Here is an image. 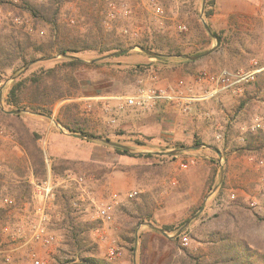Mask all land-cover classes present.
Here are the masks:
<instances>
[{"label":"rangeland","instance_id":"rangeland-1","mask_svg":"<svg viewBox=\"0 0 264 264\" xmlns=\"http://www.w3.org/2000/svg\"><path fill=\"white\" fill-rule=\"evenodd\" d=\"M109 1L64 0L60 23L71 30L80 23L76 33L85 37L95 20L87 23L86 12H93L102 21L105 35L114 28L115 38L128 45L127 49L135 48L94 62L103 55L78 53L84 64L57 73L71 94L54 103L52 115L30 107L22 108L19 117H8L1 111H10L5 98L13 77L61 64V55L48 58L52 56L44 57L33 50L28 57L39 60L25 72L19 74L26 67L22 60L0 69V207L5 211L0 224L24 227L16 239L0 230V251H9V264H30L27 255L31 247L48 264H63L62 260L71 257L66 209L59 196L66 192L74 196L79 220L99 222L86 235L97 256L107 264H192L189 255L208 253L210 237L219 232L243 239L264 253V142L255 145L247 141L251 135L264 137V129L248 130L257 116H264V72L245 85L242 93L221 91L198 100L190 111L175 100L145 107L120 106V97L136 95L143 88L165 87L172 93L207 95L215 87L210 76L264 66V0H219V5L216 0L209 19L203 0H153L164 9L162 14L156 12L151 0H127L128 12L116 19L108 18ZM71 17L75 23L70 22ZM204 21L222 35L218 45ZM20 30L37 45L47 43L52 34L48 24L27 10L0 0V35ZM156 33L176 41L184 54L159 60L136 44L144 38L153 43ZM215 46L210 54L188 61L189 53ZM103 60L107 62L93 65ZM64 113H71L96 137L75 136L57 120L65 119ZM22 124L44 150L49 164L44 179L33 173L30 155L22 143ZM102 139L133 150L130 154L118 152ZM172 147L182 150L173 157L167 153ZM52 163H57L61 172L54 173ZM21 181L30 183L31 201L6 204L5 198L15 201V186ZM42 181H49L54 192L48 207L49 229L56 240L50 245L25 244L30 235L29 220L44 199L35 185ZM134 191L138 193L128 198L127 194ZM108 203L113 205V220L106 222L96 217V209ZM154 226L181 227L176 232L166 231L171 235L168 237ZM184 236H188L186 246L182 244ZM112 247L121 252L115 259L109 256Z\"/></svg>","mask_w":264,"mask_h":264},{"label":"trees","instance_id":"trees-1","mask_svg":"<svg viewBox=\"0 0 264 264\" xmlns=\"http://www.w3.org/2000/svg\"><path fill=\"white\" fill-rule=\"evenodd\" d=\"M64 0H48L46 2H38L36 0H19L14 2L8 0L18 8L27 10L35 19L42 21L50 26L52 31L51 38L47 43L37 45L31 42L30 35L23 31H16V34H6L4 37L0 35V69L10 67L16 60H22L24 66L31 61L37 62L38 57L30 56L32 51L42 52V56H52L53 54L61 55V64H57L50 68H41L31 74H22L13 80L6 98L5 104L7 110H21L22 108L30 107L34 111L41 112L45 115L53 114L54 103L71 94V89L66 83L57 78V73L61 70L68 68L77 69L80 65L84 64L82 57L77 55L80 52L93 51L97 55H105L118 50L127 49L128 45L121 42L119 38H115L114 34L116 29L108 30L109 36L105 35L101 20L93 14V12H86L88 17L87 23L94 20V23L85 37L79 33L78 24H74V30L67 28L66 25L60 23L61 6ZM216 0H206L205 2V16L209 19L214 14V6ZM71 28V27H70ZM211 32L215 34L222 41V35L211 28ZM10 42V45H7ZM149 38H144L136 44L140 47L163 54L169 57L174 54L183 55V49L176 41H172L166 34L156 33L153 43H150ZM7 43V44H6ZM49 50V51H46ZM196 51L188 55H196L202 53ZM152 58L161 59L154 55ZM4 60H8L7 63ZM189 62H195L188 58ZM107 61H99L93 65H100ZM141 67V65H138ZM21 69L15 71L17 73ZM67 108L71 109L70 105ZM5 116L19 117L20 113H9L4 111ZM65 119L58 117L57 120L65 128L73 133H82L96 137V135L87 130L84 126L79 124L76 117L71 113H64ZM34 134L25 126L21 125V136H23L22 143L25 145L26 150L30 155L33 164V173L35 177L44 179L48 173V162L45 157L44 150L38 144L37 140L33 137ZM98 137H101L98 135ZM250 144H257L261 141L264 142L262 135H251L248 140ZM115 147V146H114ZM118 152L130 154L131 152L121 147H115ZM218 149V148H217ZM219 151V149H218ZM171 156H177V153ZM51 169L54 173H59L57 163L51 164ZM1 176V174H0ZM17 191L16 203L22 204L26 201H31L32 191L31 185L28 181H21L15 186ZM63 204L65 206L64 220L68 227V241L72 246L73 253L71 257L62 260L63 264H107L103 259L99 258L96 254V247L88 243L87 232L95 229L99 222L86 221L82 222L78 219L77 209L73 207V195L66 192H60ZM4 209L0 207V216L4 213ZM187 221V220H186ZM183 223V225L186 223ZM177 228L163 227V230L171 233L179 230ZM179 236L175 237L178 238ZM210 247L208 253L205 255H189L192 264H264V253L258 251L252 245L248 244L243 239H240L229 233H215L210 239Z\"/></svg>","mask_w":264,"mask_h":264},{"label":"built area","instance_id":"built-area-1","mask_svg":"<svg viewBox=\"0 0 264 264\" xmlns=\"http://www.w3.org/2000/svg\"><path fill=\"white\" fill-rule=\"evenodd\" d=\"M14 1L18 2L19 0ZM151 1L154 2L153 0ZM126 2L127 0H110L108 3V18L116 19L122 14L125 15L128 12V9L126 8ZM153 6L158 14H162L164 12V9L158 3L154 2ZM69 20L71 23H75V19L73 17H71ZM124 30L128 32L127 29ZM262 72H264V66H259L248 71H245L244 69H238L237 71L224 70L217 76H210V80L213 81L215 87L207 95L172 93L165 87L143 88L136 95L120 97V99L123 98L120 106L125 107L127 105L145 107L148 105L153 106L158 102L175 100L183 104V110L190 111L192 109V105L198 100L214 96L221 91L229 90L234 94L242 93L244 86L255 82L258 79L259 74ZM262 129H264V116H257L248 130L253 133ZM217 137H222V134L219 133ZM183 166H186V164H183ZM69 178H72L71 175H69ZM80 180L82 181L83 177H81ZM35 185L37 187L38 195L43 196L44 199L42 203L36 206L35 214L29 220L30 235L28 236V239L26 240L27 242L25 244L33 242L41 243L42 245H50L56 240L55 233L49 229L51 216L49 214L48 207V201L53 198L54 192L49 181H42ZM137 193V191L129 192L127 197L133 198ZM117 196L118 195H115V197ZM4 202L8 205L15 203L12 198H5ZM112 209L113 205L110 203L98 206L96 209V217L106 222L112 221ZM0 230L11 233L12 238L16 239L22 235L24 227L19 224L15 228H12L9 223H5L0 224ZM188 243V236H184L182 244L186 246ZM120 254L121 252L118 250V248L112 247L109 250V256L111 259H115L117 256H120ZM27 257L30 260V264H48L47 261H45V259L33 247L29 249ZM11 260L12 256L9 251L5 253L0 251V264H9Z\"/></svg>","mask_w":264,"mask_h":264},{"label":"water","instance_id":"water-1","mask_svg":"<svg viewBox=\"0 0 264 264\" xmlns=\"http://www.w3.org/2000/svg\"><path fill=\"white\" fill-rule=\"evenodd\" d=\"M205 2H206V0H203V10H204V8H205ZM204 24H205L206 29L209 30V31L211 32V29H210L209 24H208L207 22H205V21H204ZM214 36H215V35H214ZM215 38H216V40H217V45H218V44H219V39H218V37H216V36H215ZM217 45H216V46H217ZM216 46L213 47V48H211V49H209V50H207V51H205V52H203V53H199V54H196V55H188V58H189V59H192V60H196V59H199V58H201V57H204V56L210 54L212 51H214V50L216 49ZM134 48H135V47H131V48L124 49V50H118V51H115V52L109 53V54H107V55H103V56H101V57L94 58L92 61L94 62V61H96V60L104 59V58H107V57H109V56H111V55H119V54H123V53L128 52V51L131 50V49H134ZM139 48H140L142 51H144V52H146V53H148V54H150V55H154V56H162V55H163V54H160V53H157V52H153V51L146 50V49H144V48H142V47H139ZM53 57H56V56H52V57H48V58H53ZM34 62H35V61H31L30 63H28V64L26 65V67H25L23 70H21V72H20L19 74L25 72V70L28 69L29 66H30L31 64H33ZM13 79H15V77H13ZM2 92H3V91H1V95H2ZM0 100H1V98H0ZM20 111H21V110L18 109V110H10V111H8V112H9V113H19ZM56 125H57L58 127H61L60 124H58L57 122H56ZM73 134H74L75 136H78V137H81V138H87V139H93V138H95V137H93V136H91V135H86V134H82V133H73ZM102 140H103L104 142L110 144V145L115 146V147H121V148H124V149H127V150H133L132 147H130V146H128V145H125V144H122V143H119V142H116V141H112V140H109V139H102ZM181 150H182V149H180V148L172 149V150H170V151H167V153H169V154H175L176 152H179V151H181ZM222 177H223V169L221 170V179H220V180H222ZM203 206H204V205H202V207L200 208L199 212L203 209ZM199 212H197V214H199ZM197 214H196V215H197ZM190 220H191V219H189V220L187 221V223H189ZM154 228H155L156 230L160 231L161 233H163L165 236L171 237V235H169V234H168L165 230H163L162 228H159V227H156V226H154Z\"/></svg>","mask_w":264,"mask_h":264},{"label":"crops","instance_id":"crops-1","mask_svg":"<svg viewBox=\"0 0 264 264\" xmlns=\"http://www.w3.org/2000/svg\"><path fill=\"white\" fill-rule=\"evenodd\" d=\"M218 5H219V0H218ZM157 57H161V59H159V60H167L169 57H166V56H157ZM224 95L225 94H222L221 96H220V99L223 101V99H224ZM185 133V132H184ZM167 135H171V134H167ZM172 136V135H171ZM226 147V146H225ZM171 149H175V147H172ZM220 149H222V147H220ZM227 149V148H226ZM218 152V154H219V156L220 157H222L223 156V154L220 152V151H217Z\"/></svg>","mask_w":264,"mask_h":264}]
</instances>
